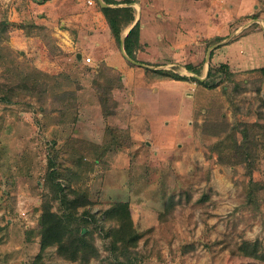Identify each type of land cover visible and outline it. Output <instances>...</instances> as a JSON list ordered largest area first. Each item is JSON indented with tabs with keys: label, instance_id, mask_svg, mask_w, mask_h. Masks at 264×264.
<instances>
[{
	"label": "rangeland",
	"instance_id": "obj_1",
	"mask_svg": "<svg viewBox=\"0 0 264 264\" xmlns=\"http://www.w3.org/2000/svg\"><path fill=\"white\" fill-rule=\"evenodd\" d=\"M136 1L147 66L113 39L119 68L22 52L0 0V264H264V64L237 43L264 0H181L171 25L169 4ZM47 211L63 236L42 248Z\"/></svg>",
	"mask_w": 264,
	"mask_h": 264
},
{
	"label": "crops",
	"instance_id": "obj_2",
	"mask_svg": "<svg viewBox=\"0 0 264 264\" xmlns=\"http://www.w3.org/2000/svg\"><path fill=\"white\" fill-rule=\"evenodd\" d=\"M116 1L119 4H111L110 6H132L135 10L134 20L122 29L121 36L123 41L137 23L140 25L142 24L141 22H144V9L141 12L142 10L139 8L140 4L136 0H130L129 3H124L126 0ZM180 1L154 0V4H169L167 16L171 25L177 19L176 7L179 6ZM9 6L11 7L9 13L13 14L10 20L14 23L11 44L22 52H28L32 46H36L37 50L35 54H38V51L45 53L55 45L60 51L62 50L63 54L75 55L81 61L84 59L85 53H87L93 55L95 58H101L110 66L119 68L123 66V60L117 59L118 61H114L111 54L114 49V38L101 10V7H103L101 0H9ZM156 15L161 16L163 13L158 12ZM193 18L192 20H200L199 25L208 30L207 26L210 24V19L207 12L201 11V14ZM183 20L188 21L186 27H193L192 23H189L191 22L189 21V17L185 16ZM21 22L28 23L30 25L29 28L33 31L30 33L26 32L27 30L25 29H28V26L23 28L20 24ZM145 25L144 22L140 31V42L142 43L146 34ZM158 32L156 35H158ZM237 43L249 45L247 52L252 58L250 63L253 66L264 64V25L261 29H256L243 36ZM121 50L127 58L126 55L128 54L122 45ZM68 56L70 55L65 57L68 58ZM43 59L45 58H37V63L44 64L46 62V64L60 67L66 65L65 63L67 62L65 60L59 63L58 59L52 56H48V60L43 61ZM134 63H139L142 67L147 66L136 60ZM189 70L193 72V70ZM199 79L203 80L204 78L199 77Z\"/></svg>",
	"mask_w": 264,
	"mask_h": 264
},
{
	"label": "trees",
	"instance_id": "obj_3",
	"mask_svg": "<svg viewBox=\"0 0 264 264\" xmlns=\"http://www.w3.org/2000/svg\"><path fill=\"white\" fill-rule=\"evenodd\" d=\"M109 6L101 7V10L107 20L111 34L114 37L117 44H121L122 36L121 32L124 26L132 22L135 18V10L132 6H110L111 4H119L116 0H104ZM130 0L124 1L129 3ZM140 44V25L137 23L128 33L124 39V48L127 54L131 58H135V51ZM226 66V65H224ZM188 69L194 71L193 66L189 65ZM264 72V67H263ZM164 73V72H162ZM166 74V73H165ZM177 79H183L185 77L179 74H173ZM212 76V68L208 72V77ZM111 213H116L119 219L126 224L127 229L131 230V213L129 206L126 203H116L112 206ZM61 220L54 214L47 211L43 215V236H42V248L49 246L52 243L60 241L62 230ZM33 264H42L41 255H38L37 260Z\"/></svg>",
	"mask_w": 264,
	"mask_h": 264
},
{
	"label": "water",
	"instance_id": "obj_4",
	"mask_svg": "<svg viewBox=\"0 0 264 264\" xmlns=\"http://www.w3.org/2000/svg\"><path fill=\"white\" fill-rule=\"evenodd\" d=\"M101 4H102L103 7L108 6V4L105 3V2L102 1V0H101ZM122 47H124V39H123V42H122ZM126 56H127V58H128L129 60L134 61V60H133L132 58H130L128 55H126ZM134 62H135V61H134Z\"/></svg>",
	"mask_w": 264,
	"mask_h": 264
},
{
	"label": "built area",
	"instance_id": "obj_5",
	"mask_svg": "<svg viewBox=\"0 0 264 264\" xmlns=\"http://www.w3.org/2000/svg\"><path fill=\"white\" fill-rule=\"evenodd\" d=\"M91 60V58L90 57H87V61H90Z\"/></svg>",
	"mask_w": 264,
	"mask_h": 264
}]
</instances>
